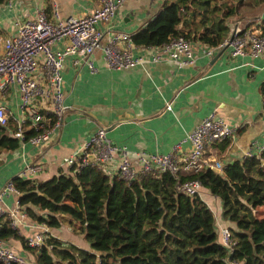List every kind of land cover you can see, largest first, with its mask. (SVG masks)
<instances>
[{"label": "crops", "instance_id": "1", "mask_svg": "<svg viewBox=\"0 0 264 264\" xmlns=\"http://www.w3.org/2000/svg\"><path fill=\"white\" fill-rule=\"evenodd\" d=\"M101 0H7L0 3V33L15 30L14 19L30 18L38 7L50 16L59 11L67 18L78 16L100 5ZM163 0H125L122 16L113 20V29L132 33L142 28L161 8ZM264 5L231 20L232 31L261 29ZM106 36L110 33L105 25ZM64 44V43H61ZM137 45V44H136ZM204 44L195 42L196 61L179 64L165 58L157 62L144 60L139 65L116 69L107 65L98 49L90 59L95 69L78 55L69 54L63 66L65 102L68 108L63 123L52 139L42 145L22 141L19 148L0 154V189L16 175L46 180L60 172H69L67 158L79 151L98 127L104 126L108 137L124 147L132 165L141 170L142 154L168 152L209 113L215 111L237 126L233 136L212 143L208 150L217 156L214 167L223 168L243 159L255 141H264V58L262 56L232 57L226 49L208 55ZM160 50L159 45L135 47V53L146 57ZM20 92L15 85L0 88V102L11 105L14 115H21ZM52 103V102H51ZM52 104L45 105L48 111ZM184 142L181 154L188 153ZM121 153L104 164L111 176L118 173ZM191 169V168H184ZM203 188V190H201ZM200 196L213 210L216 228L235 224L225 217L222 200L202 185ZM19 194L11 193L6 206L16 207ZM22 208L25 209L23 206ZM21 208V209H22ZM20 209V210H21ZM23 210V209H22ZM16 229L18 237L5 239L16 251L37 264L35 254L27 245L28 237L45 225L47 233L83 248L90 242L77 225L64 215L60 226H49L27 214Z\"/></svg>", "mask_w": 264, "mask_h": 264}, {"label": "trees", "instance_id": "2", "mask_svg": "<svg viewBox=\"0 0 264 264\" xmlns=\"http://www.w3.org/2000/svg\"><path fill=\"white\" fill-rule=\"evenodd\" d=\"M263 5L264 0H163L131 38L137 45L155 46L184 35L216 47L230 37L233 18ZM45 114L51 126L56 117ZM17 129L14 117L0 122V154L20 147L22 139L13 134ZM36 132L27 127L24 141ZM78 165L46 180L12 178L30 217L60 226L67 215L91 245L83 248L48 234L40 247L27 245L37 264H229L232 259L264 264V151L229 162L223 170L181 168L178 177L149 171L126 180L96 161ZM188 179L200 180L222 200L225 217L235 224L229 227L236 240L232 251L221 243L215 214L200 194L179 191V182ZM18 236L6 218L0 237Z\"/></svg>", "mask_w": 264, "mask_h": 264}, {"label": "built area", "instance_id": "3", "mask_svg": "<svg viewBox=\"0 0 264 264\" xmlns=\"http://www.w3.org/2000/svg\"><path fill=\"white\" fill-rule=\"evenodd\" d=\"M125 0H101L100 5L81 15L64 18L59 11L50 16L44 7H38L35 15L30 18L16 17L15 30L9 34L0 33V88L15 85L20 92L21 115L16 117L8 103L0 102V122L8 123L14 117L18 129L13 134L24 141L25 130L32 127L37 130L26 141L34 145L49 142L55 130L63 123L68 108L65 102L63 66L67 55L74 54L85 59L95 69L91 55L100 49L107 65L111 68L123 69L139 65L144 60L157 62L170 58L179 64H193L196 61L195 42L184 35L163 43L160 50L146 57L135 53L136 43L131 33L113 29V20L122 16ZM105 25L110 33L106 36ZM234 37L227 38L219 46L211 47L204 44L208 55L214 54L229 42L227 50L232 57L262 56L264 58V31L255 29H238L235 27ZM64 43V44H61ZM52 102V103H51ZM52 104L49 111L45 107ZM52 112L56 121L47 126L49 119L45 112ZM237 126L229 119L213 111L205 116L182 140L177 142L168 152L142 154L141 170H137L127 155L124 147L113 142L107 135L104 126H100L87 139L79 151L67 158L69 165L79 161V167L91 162L102 166L111 161L115 154L121 153L123 158L118 173L126 180L134 179L139 172L170 171L178 177L181 168L214 167L217 156L208 150L209 146L219 140L235 134ZM184 142L190 144L188 153L182 155ZM264 151V141H255L246 150L245 155H259ZM94 154V160L91 155ZM216 168V167H214ZM202 183L198 179L180 181V192L188 195L200 193ZM11 193L20 191L13 179H9L0 189V227L8 218L9 225L19 229L27 217L23 205L17 199V206H6L5 199ZM23 210H22V209ZM21 209V210H20ZM43 228L28 237V244L40 247L48 236L47 228ZM220 241L230 251L236 243L229 227L220 231ZM0 261L30 264V260L16 251L7 241L0 237ZM229 264H242L232 259Z\"/></svg>", "mask_w": 264, "mask_h": 264}, {"label": "water", "instance_id": "4", "mask_svg": "<svg viewBox=\"0 0 264 264\" xmlns=\"http://www.w3.org/2000/svg\"><path fill=\"white\" fill-rule=\"evenodd\" d=\"M234 35H235V30L232 31V34L230 35V40L234 37ZM228 46H229V42L226 43V45H224L222 48H220V49L217 51L215 57H216L217 55L219 56V55L223 54L224 51L227 49ZM91 158L94 160V154L91 155Z\"/></svg>", "mask_w": 264, "mask_h": 264}, {"label": "rangeland", "instance_id": "5", "mask_svg": "<svg viewBox=\"0 0 264 264\" xmlns=\"http://www.w3.org/2000/svg\"><path fill=\"white\" fill-rule=\"evenodd\" d=\"M201 190H203V188Z\"/></svg>", "mask_w": 264, "mask_h": 264}]
</instances>
